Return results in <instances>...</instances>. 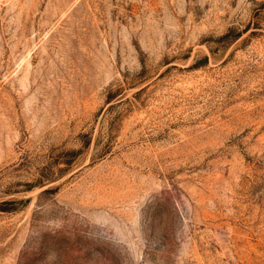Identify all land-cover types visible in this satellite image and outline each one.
Masks as SVG:
<instances>
[{"label": "rangeland", "instance_id": "1", "mask_svg": "<svg viewBox=\"0 0 264 264\" xmlns=\"http://www.w3.org/2000/svg\"><path fill=\"white\" fill-rule=\"evenodd\" d=\"M0 264H264V0H0Z\"/></svg>", "mask_w": 264, "mask_h": 264}]
</instances>
